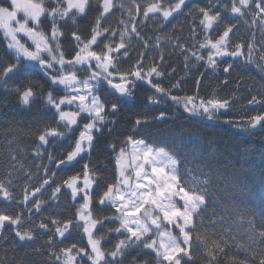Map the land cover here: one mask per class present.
<instances>
[{
    "label": "trees",
    "instance_id": "16d2710c",
    "mask_svg": "<svg viewBox=\"0 0 264 264\" xmlns=\"http://www.w3.org/2000/svg\"><path fill=\"white\" fill-rule=\"evenodd\" d=\"M175 2L176 0H114L117 5L122 3L124 8H114V14H109L102 20V28L107 27L109 32L98 38V45L93 48L98 52L103 51L105 43L116 47L120 43V33L127 27V34L124 36L126 47L111 54L116 68L110 71L130 73L137 65H142V75H145L155 67L162 75L156 76L153 73L147 79L159 83L171 95L194 96L197 105L201 99L227 100L228 107L217 110L212 120L207 119L204 114L193 115L185 111L183 102L177 103L169 95L156 92L145 80H137L134 76H128L132 81L129 85L133 91L131 97L120 98L113 90L107 89L106 82H101L98 96L106 103V111L117 99L126 102L120 104L116 113L109 111L102 126L103 134H95L92 149L81 153L75 161L57 167L62 158L66 160L83 125L88 122L85 117H80L77 126L66 127L59 121L56 110L46 102L49 92L57 100L66 95L49 78L50 75L59 73L60 65H55L56 72L52 69L54 73L45 75V70L29 66L22 59L27 71L22 69L14 75L10 74L8 78L0 79V183L6 185L14 197L9 202L0 194V212L20 214L21 230H31L34 235L32 241H19L14 231L6 226L0 234V264H60L50 253L59 254L60 248L73 243L78 247H86L90 252L82 227H77L75 223L71 226L70 234L66 233V238L53 236L55 225L51 220L75 222L77 209L83 203L81 197L73 200L71 191L63 185V181L73 175L82 178L84 165L87 164L90 170L98 171L100 178L106 183L115 182L118 175L115 156L121 147L128 148L129 135L133 140H143L154 149H165L177 160L176 166L182 183L188 186L194 183L197 187L206 189L204 225L209 233L223 234L226 239L234 236L235 240L229 239L230 247L241 243L260 251L257 244L248 238L246 229L248 220L254 219L259 226L264 217V128L259 125L246 128V122L254 115L264 114V73L255 64H246L245 58L248 44L253 45V58L256 60L260 55L258 50H264V25L257 21L249 27L242 19L224 13L225 17H231L236 22L227 50L232 51L237 43H242L245 45V55L233 58L213 53L215 64L210 65L209 49L200 48L199 45L206 38L216 39L223 30L222 27L215 26L205 30L200 24L202 16L198 9L211 7L210 0H186L181 11L174 12L167 20L163 18L162 12L149 13L147 18L143 16V9L149 3H160L162 8H167ZM219 3L230 4V0H218L217 6ZM137 4L141 7L139 15L134 11ZM97 6L98 0H92V7L87 15L78 17L76 25H64L61 22L64 35L60 38V43L66 59H71L77 50L71 36L73 30L78 29L85 40L90 38L91 26L98 14ZM127 8H133L134 20L128 15ZM247 18L249 21L252 19L251 16ZM133 24L137 29L136 33L131 32ZM42 27L45 32L49 31L48 23H44ZM112 31H115V36L111 35ZM104 36L108 38L105 40ZM125 51L127 55H124ZM196 56L203 58L197 60ZM13 59L14 53L7 49L6 38L0 30V68ZM229 64L232 67L225 72L224 68ZM64 67L65 71L72 69L70 65ZM74 70L79 80L85 79V75L81 76V71L84 70L81 65H76ZM29 82L35 95L25 105L20 101L17 89L22 91ZM177 84L178 87H175ZM110 92L113 94L109 95ZM253 96L260 102L249 103ZM149 97H154L159 102L153 103ZM161 113L165 114L164 117L157 118ZM137 118L142 121L146 119L147 122L136 125ZM45 127L57 128L63 135L50 136L49 143L42 144L38 135ZM111 145H115V150ZM44 179H48L50 183L44 185L35 197H31V192L40 187ZM57 185L61 186V191L53 198V190ZM25 189L30 199L27 204L19 203L25 195ZM100 194L93 193V216H119L110 207L100 211L104 207L98 203ZM34 200L42 201L39 212L35 210ZM241 217L244 219L241 220ZM42 222L48 225V230L39 227ZM103 225L102 230L94 231V235L103 237L101 246L107 253L114 250L116 244L126 239L128 234L123 229L120 232L114 231L120 227L119 220H104ZM97 229H101L99 224ZM49 239L52 240L51 245L47 243ZM193 255L194 260L190 264H207L208 258L195 247ZM240 255L243 256L244 253L240 252ZM110 258L108 259L111 260ZM78 261L79 264H88L80 261L79 257ZM119 262L156 264V258L155 253L139 245L127 249L124 256H118L113 264Z\"/></svg>",
    "mask_w": 264,
    "mask_h": 264
},
{
    "label": "snow or ice",
    "instance_id": "6c2138e0",
    "mask_svg": "<svg viewBox=\"0 0 264 264\" xmlns=\"http://www.w3.org/2000/svg\"><path fill=\"white\" fill-rule=\"evenodd\" d=\"M217 2L218 0L216 2L210 0L211 7L198 9L202 16L200 24L205 30L213 29L214 26L223 28L216 39L206 38L199 45L200 48L209 49L208 62L210 65L215 64L213 53L216 56L233 58L245 55L243 52L245 45L242 43H237L232 51L227 50V43L230 34H234L236 22L231 17H225L224 13H230L231 16L242 19L249 27L255 25L257 21L264 25V0H230V4L219 3V6H217ZM185 5L186 0H176L167 8H162L160 3H149L143 9V16L147 18L149 13L162 12L163 18L167 20L174 12H180ZM91 7L92 0H0V30H3V35L6 38L7 49L14 53V59L0 68V79L8 78L10 74L14 75L22 69L27 71L21 62L22 59L38 64L41 69L45 70V75H49V69L55 71V65L58 64L60 65L59 73L49 76L51 83L62 85L65 89L76 94L64 95L57 100L49 92L46 102L56 110L59 121L66 122V127L77 124V117L81 113H87V118H89L88 122L83 125V130L80 131L74 146L67 153L66 160L62 158L57 167L60 164L75 161L81 153L92 149L93 141L96 139L95 134H103L102 126L105 124L109 111L116 113L120 104L126 102L117 99L108 106L106 111V103L102 102L98 95L93 94V87H99L101 82H106L107 89L114 90V93H118L120 97H131L133 91L129 85L132 81L128 79V76H134L137 80H145L155 88L156 92L169 95L177 103L183 102L185 111L193 115L205 114L209 120L214 118L217 110L228 107L227 100L201 99L197 105L194 96L171 95L159 83H153L152 80L147 79L153 73L156 76L162 75L155 67L145 75H142V65H137L130 73H120L118 70L116 73L110 71V69L116 68V64L113 62L114 57L111 54L126 47L124 36L127 34V27L120 33V43L116 47L105 43L103 44L104 50L98 52L94 50L93 46L98 45V38L109 32L107 27L102 28V20L109 14H114V8H124L122 3L117 5L114 0H98V14L91 26L90 38L83 39L78 29L72 31L71 36L77 50L71 59H66L60 43V38L64 35L61 22L64 25L69 23L76 25L77 18L85 17ZM213 8L215 11H212ZM126 11L134 20L133 8H127ZM134 11L136 15L141 13L139 4L135 5ZM248 16L252 17L250 21ZM44 23L49 24L48 32H45L42 27ZM121 23L124 22L121 21ZM131 32H137L134 24ZM111 35L115 36V31H112ZM21 37L27 39L22 41ZM107 38L104 36L105 40ZM99 42L102 43V41ZM247 48L248 54L245 63L255 64L261 73H264V50H258L260 55L256 60L253 58V45L248 44ZM45 52L48 54L47 57L41 55ZM124 55H127L126 51ZM193 55L196 54L193 53ZM202 58V56H196L197 60ZM65 65L72 66V69L65 71ZM76 65L86 66L84 71L89 73L86 80H79L77 72L74 70ZM231 67L232 65L229 64L224 68V71L228 72ZM92 69H98V71ZM89 80L96 81V85H89ZM224 83L226 84L227 81ZM80 84H83L82 89L75 87ZM174 86L178 87V84ZM17 92L20 101L25 105H28L35 95L31 82L22 91L17 89ZM112 94V92L109 93V95ZM89 97H91L90 100ZM149 100L153 103L159 102L154 97H149ZM252 102L259 103L260 101L253 96L249 103ZM74 103H76L78 111L66 112L61 108V105ZM164 115L161 113L157 118H163ZM146 122V119L142 121L137 118L135 124L141 125ZM257 125L264 128V114L254 115L246 122V128H255ZM60 135L63 133L57 128L45 127L39 133L38 139L46 145L49 143L48 137ZM127 142L132 146L131 152H126L121 147L115 158L118 173L115 182L106 183L100 178L101 174L96 170H90L87 164L84 165L82 178L79 175H73L63 181V185L71 191L73 200L79 193H83L81 197L83 203L77 209L75 222L73 220L63 222L57 219L51 220V223L55 225L53 236L59 235L61 238H66V233L70 234L71 226L75 223L77 227H82L83 233L87 235L91 251L73 243L68 247L60 248L59 254L50 253L55 256L56 261H59L60 264H79L78 257L80 261L87 257L91 264H113L118 256H124L127 249L142 245L144 249H150L155 253L156 264H190L194 260V247L208 258L207 264H264V217L261 218L259 226L254 219L247 221L248 238L257 244L259 252L253 250L251 246L241 243L230 247L229 239L235 240L234 236L226 239L223 234L209 233L204 225V212L207 209L206 189L197 187L194 183L192 186L182 183L181 175L176 167L177 160L165 149H154L146 145L143 140H133L130 135L127 137ZM111 147L115 150V145H111ZM49 183L48 179H44L41 186L31 192V197H35L37 193L41 192L44 185ZM93 185L96 187L93 188ZM60 191L61 186L57 185L53 190V198ZM94 192L101 193L98 203L104 207L100 208V211H105L108 206H111L120 215L94 217L92 208ZM0 194L6 201L11 202L14 199L13 194L3 183H0ZM29 199L30 196L25 189L23 199L18 202L27 204ZM41 204L40 200L33 201L36 211H40ZM104 220H119L120 227L114 231L120 232L123 229L129 234L126 239L120 240L116 244L114 250L107 253L101 246L103 237L94 235V231L102 230ZM21 224L22 216L20 214L0 212V231H3L7 226L10 231H14L19 241L34 240L32 231L21 230ZM98 224L101 229H97ZM39 227L48 230V225L43 222L39 224ZM172 228L178 229V233H174ZM112 230L109 229V231ZM47 243L51 245L52 240L49 239ZM37 251L39 250L37 249ZM240 252H243L244 255H240ZM108 257H111V260Z\"/></svg>",
    "mask_w": 264,
    "mask_h": 264
},
{
    "label": "rangeland",
    "instance_id": "374dc122",
    "mask_svg": "<svg viewBox=\"0 0 264 264\" xmlns=\"http://www.w3.org/2000/svg\"><path fill=\"white\" fill-rule=\"evenodd\" d=\"M1 32L3 33V30H1ZM21 39H22V41L23 40H26L27 38L26 37H21ZM29 43H30V41H29ZM33 50H34V47H33ZM41 55L43 56V57H47L48 56V54L45 52V53H41ZM25 62H26V64L27 65H29V66H32V67H35V68H37V69H39V70H43V69H41L40 68V66L38 65V64H35L34 62H29V61H26V60H24ZM95 63V62H94ZM82 66V68H85V66L84 65H81ZM60 67V66H59ZM78 67V66H77ZM51 70V71H50ZM44 71V70H43ZM48 72H52V69H49L48 70ZM56 72V71H55ZM52 73H54V72H52ZM85 75L84 77H85V79H83V80H86L87 79V77H88V75H89V73L88 72H86V71H81V76H83V75ZM83 80H81V81H83ZM88 83H89V85H92V86H95L96 85V81L95 82H93V80H89L88 81ZM55 86H57L58 88H60L61 90H63V91H65L66 92V95H73V94H76V93H73V92H71V90H69V89H65L64 88V86H62V85H57V84H54ZM75 87H79V88H83V84H80V85H76ZM99 88H100V86L99 87H93V94H96V95H98V90H99ZM91 99V97H89V100ZM61 108H62V110H64V111H66V112H75V111H78V108H77V106H76V103H74V104H72V105H67V104H65V105H61ZM204 116H206L205 114H204ZM80 117H85L86 118V120L88 121V119L89 118H87V113H81L80 114V116L79 117H77V124H78V122H79V120H80ZM65 125H66V122H63ZM77 124H75V125H71V126H68V127H70V128H73V127H75V126H77ZM131 144H129V146H128V148H126L125 149V151L126 152H131ZM118 154V153H117ZM117 154H116V156H117ZM116 156H115V158H116ZM177 167V166H176ZM81 186H82V180H81ZM83 196V194H82V192L81 193H79L78 195H77V198H80V197H82ZM182 203V202H181ZM108 207H110V208H112L111 206H108ZM113 210H115V208H112ZM118 213V212H117ZM118 215H120V213H118ZM82 231H83V229H82ZM172 231L174 232V233H178V229H175V228H172ZM0 234H1V231H0ZM126 234H128L127 232H126ZM86 235V234H85ZM129 235V234H128ZM86 237H87V235H86ZM153 238H155V237H153ZM150 250V249H149ZM90 251H91V248H90ZM108 258H110V257H108ZM111 259V258H110ZM83 261H85L86 263H90L91 264V261H88L87 260V257H84V259H83Z\"/></svg>",
    "mask_w": 264,
    "mask_h": 264
},
{
    "label": "water",
    "instance_id": "95a60500",
    "mask_svg": "<svg viewBox=\"0 0 264 264\" xmlns=\"http://www.w3.org/2000/svg\"><path fill=\"white\" fill-rule=\"evenodd\" d=\"M113 92H114V90H113ZM115 94H117L118 96H119V94L118 93H115ZM120 97V96H119ZM120 98H124V97H120Z\"/></svg>",
    "mask_w": 264,
    "mask_h": 264
}]
</instances>
